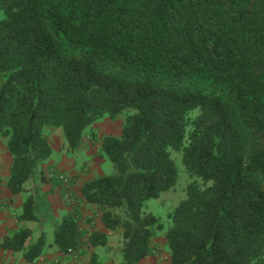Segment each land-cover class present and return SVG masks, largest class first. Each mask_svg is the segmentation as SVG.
<instances>
[{
    "label": "trees",
    "instance_id": "trees-1",
    "mask_svg": "<svg viewBox=\"0 0 264 264\" xmlns=\"http://www.w3.org/2000/svg\"><path fill=\"white\" fill-rule=\"evenodd\" d=\"M0 10L12 193L51 158L48 129L74 151L95 123L133 111L121 138L102 141L114 172L82 189L106 228L123 231L119 264L155 253L164 227L144 205L177 185L172 150L195 180L170 215V264H264V0H0ZM34 204L20 220L39 221ZM83 237L79 215L66 216L54 245L75 255ZM88 240L108 244L100 232ZM45 245L23 228L1 248L36 264Z\"/></svg>",
    "mask_w": 264,
    "mask_h": 264
},
{
    "label": "crops",
    "instance_id": "crops-1",
    "mask_svg": "<svg viewBox=\"0 0 264 264\" xmlns=\"http://www.w3.org/2000/svg\"><path fill=\"white\" fill-rule=\"evenodd\" d=\"M113 120L104 118L88 128L80 146L74 150L78 153L86 151V157L79 161L77 155L68 157L65 152V136L62 129H48V140L52 147V156L43 162L35 175L26 186L27 192L14 194L8 188L10 169L13 163L8 151V141L0 137V169L2 184L0 185V264H30L22 253L4 250L1 245L6 236L20 229L28 228L33 232V241L42 234L46 236V245L40 259L59 264H119L123 261L121 249L118 255H112L115 232L106 228L102 221V212L97 205L90 204L82 194L86 182L112 174L113 168L108 166L106 159L101 156L102 141L106 136L121 138L123 129L118 130L111 125ZM114 124V123H113ZM90 132V133H88ZM64 147V148H63ZM81 163V164H80ZM4 167L8 172L4 173ZM41 172L46 179L41 180ZM3 175H7L5 179ZM60 176H65L72 183L70 196L67 195ZM30 196L34 198V210L39 221L20 220L24 204ZM79 215L80 228L84 233L83 245L77 256L64 255L54 245V231L66 216ZM93 232H100L107 236L106 247H93L89 236ZM159 236L154 239L155 253L144 259L139 264H170V253L166 249V237L159 241ZM38 261H36L37 264Z\"/></svg>",
    "mask_w": 264,
    "mask_h": 264
},
{
    "label": "rangeland",
    "instance_id": "rangeland-1",
    "mask_svg": "<svg viewBox=\"0 0 264 264\" xmlns=\"http://www.w3.org/2000/svg\"><path fill=\"white\" fill-rule=\"evenodd\" d=\"M3 18H4V12L0 10V21ZM131 113H133V111H125L117 119L113 120L114 124L111 123V125L115 126L118 130L123 129L125 120L127 116H129ZM106 118H109V117H106ZM101 121H103V119ZM64 147H65L64 150L68 157H72L73 155L78 154L77 158L79 161H82V158L83 160L89 159L88 157H86L87 156L86 151L80 154L77 151L68 150V145L66 144V140H65ZM171 156L173 160L175 161L177 168H178L179 179H178L177 185L172 190L162 193V195L159 198H155V199H151L147 201L144 205V211L148 214H152L155 217H157L164 227L162 231H158L159 241H162L166 237V232L171 227L170 215L174 212L177 206L186 198L188 186L195 180L185 170V166L183 164L182 152L172 150ZM105 159H106L107 165L113 168V164L111 163V161H109L107 158ZM6 172H8V169L4 167V173ZM3 177L5 179L8 178L7 175H3ZM198 183L200 186L202 187L204 186L202 181L198 180ZM114 232H115V237H116L115 240L112 242V245H114V247L111 251L109 250L107 252L111 253L112 255H118L119 254L118 249L122 248L123 242H124L123 231L118 230ZM166 249L168 250L167 245H166Z\"/></svg>",
    "mask_w": 264,
    "mask_h": 264
},
{
    "label": "built area",
    "instance_id": "built-area-1",
    "mask_svg": "<svg viewBox=\"0 0 264 264\" xmlns=\"http://www.w3.org/2000/svg\"><path fill=\"white\" fill-rule=\"evenodd\" d=\"M61 181L63 182V185L66 189L67 195L70 196L71 191H72V183L71 181L66 178L65 176H60ZM78 254V253H77ZM77 254L73 255V256H77ZM37 264H59L58 262H48L44 259H39Z\"/></svg>",
    "mask_w": 264,
    "mask_h": 264
}]
</instances>
